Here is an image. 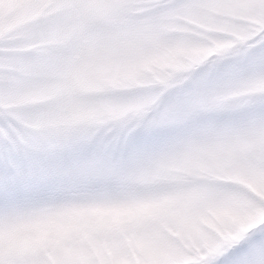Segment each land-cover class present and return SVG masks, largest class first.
I'll return each instance as SVG.
<instances>
[{"label":"snow or ice","instance_id":"1","mask_svg":"<svg viewBox=\"0 0 264 264\" xmlns=\"http://www.w3.org/2000/svg\"><path fill=\"white\" fill-rule=\"evenodd\" d=\"M0 264H264V0H0Z\"/></svg>","mask_w":264,"mask_h":264}]
</instances>
